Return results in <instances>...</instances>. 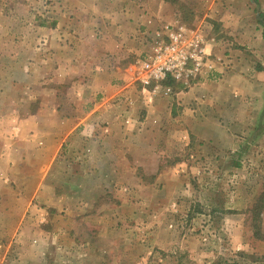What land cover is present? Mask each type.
Wrapping results in <instances>:
<instances>
[{
  "label": "crops",
  "instance_id": "0c3cea01",
  "mask_svg": "<svg viewBox=\"0 0 264 264\" xmlns=\"http://www.w3.org/2000/svg\"><path fill=\"white\" fill-rule=\"evenodd\" d=\"M229 2L199 0L193 6L198 24L224 20L236 8ZM175 16L165 0H0V264H48L50 251L72 246L74 239L61 240L70 231L65 219L78 214L69 208L111 186L126 160L123 146L134 135L143 145L164 120L177 118L184 131L216 136L218 128L229 138L228 128L216 122L233 117L236 103L218 94L238 89L224 78L217 94L208 72L170 94L137 80L147 31ZM239 17L228 31L236 39L253 32ZM211 34L206 37H216L214 29ZM206 51L215 54L214 44ZM183 103L190 111L174 116ZM213 122L216 129L209 131ZM167 129L169 142L173 130ZM166 176L154 181L168 184Z\"/></svg>",
  "mask_w": 264,
  "mask_h": 264
},
{
  "label": "rangeland",
  "instance_id": "374dc122",
  "mask_svg": "<svg viewBox=\"0 0 264 264\" xmlns=\"http://www.w3.org/2000/svg\"><path fill=\"white\" fill-rule=\"evenodd\" d=\"M165 1L174 6V22L198 24L193 6L199 0ZM229 1L236 8L224 20H214L211 27L198 24L206 36L215 30V38L207 37L215 47L206 73L215 80L212 92L218 93L221 78L238 89L218 94L236 103L233 117L216 122L228 128L229 138L218 128L216 136L184 131L177 118L164 120L143 145L134 135L132 144L123 146L126 160L111 186L95 192L94 201L72 203L69 209L78 214L65 219L70 231L61 240L65 245L74 239L73 244L50 251L48 264H264V0H247L245 6L244 0ZM237 15L249 24L246 29L253 27L242 34L247 37L228 34ZM159 84L157 89L168 94L173 87L188 86L172 80ZM190 109L183 103L174 116ZM200 110L204 114V105ZM183 124L189 127V121ZM216 124L206 128L215 131ZM166 129L173 130L169 142ZM164 172L168 184L155 182ZM82 188L87 195V186ZM98 211L101 215L89 220L88 214ZM14 248L12 259L17 257Z\"/></svg>",
  "mask_w": 264,
  "mask_h": 264
},
{
  "label": "built area",
  "instance_id": "2783aa9c",
  "mask_svg": "<svg viewBox=\"0 0 264 264\" xmlns=\"http://www.w3.org/2000/svg\"><path fill=\"white\" fill-rule=\"evenodd\" d=\"M144 54L137 60V80L157 89L166 80L189 84L213 66L201 25L170 22L149 34Z\"/></svg>",
  "mask_w": 264,
  "mask_h": 264
},
{
  "label": "trees",
  "instance_id": "16d2710c",
  "mask_svg": "<svg viewBox=\"0 0 264 264\" xmlns=\"http://www.w3.org/2000/svg\"><path fill=\"white\" fill-rule=\"evenodd\" d=\"M262 36L264 37V29H263V31H262ZM263 192H264V191H262V196H263Z\"/></svg>",
  "mask_w": 264,
  "mask_h": 264
}]
</instances>
